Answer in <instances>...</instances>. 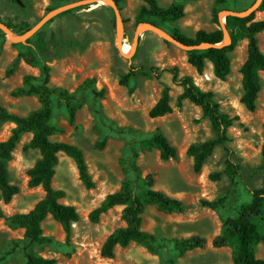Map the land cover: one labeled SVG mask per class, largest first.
<instances>
[{
    "label": "rangeland",
    "instance_id": "rangeland-1",
    "mask_svg": "<svg viewBox=\"0 0 264 264\" xmlns=\"http://www.w3.org/2000/svg\"><path fill=\"white\" fill-rule=\"evenodd\" d=\"M99 1L0 0L2 20L18 29L29 25L36 30L31 45L35 58L29 51L30 44L19 40L22 36L12 30L6 32L0 51V107L23 116L40 107L35 96L12 97L26 76L41 75V69L31 64L36 58L39 61L50 58L47 64L51 67L53 87L73 93L85 80L94 79L98 90L107 89L104 99H96L90 90L81 94L83 102L77 105L74 123L65 107L57 99L53 101L51 124L62 132L52 140L80 147L96 183L95 189H87L75 162L60 154L53 185L66 193L61 202L75 206L80 214L79 223L73 225L71 245L67 244L62 226L51 216L44 221L43 230L53 242L43 246L31 244L23 229L12 227L7 221L14 214L28 213L45 196L41 187L28 185L27 173L41 156L39 151L27 149L32 135L24 134L8 164L10 181L21 192L9 204L3 202L0 193V257L15 249L0 264H24L26 252L57 259L62 264H164L168 259L174 264H234L233 249L214 248L212 240L221 233L223 219L237 217L241 207L251 203L253 190L264 189V72L256 111L249 112L241 104L240 70L248 56V40L240 41L231 54V74L226 81H221L214 76L210 63L199 74L188 63L186 48L157 30L136 25L145 0H122L121 10L113 0L109 7ZM176 1L183 4L184 17L162 25L167 30L178 28L188 37H195L200 30L210 32L218 28L213 22L216 7L222 11V23L230 11L241 16L254 13L255 21L264 20V9L259 8L262 0H157L163 8H169ZM61 9L70 13L49 17ZM119 23L124 29L122 37L118 34ZM258 39L264 52V32ZM121 44L131 45L133 55H125ZM174 67L179 69L180 78L191 76L203 91L212 92L221 111L235 118L234 126L228 131L231 160L239 168L234 180L227 175L218 181L210 179L211 174L226 169L228 154L224 146L216 148L200 173L194 172L193 159L187 155L189 146L212 140L216 135L211 122L203 118L200 107L188 100H179L183 88L174 83L173 75L167 71ZM131 69L137 75L127 86H122L121 77ZM9 70H13L11 75L7 74ZM208 76L213 78L207 80ZM165 86L171 88L172 113L152 119L149 111L159 101ZM14 127L11 123L0 125V142L10 137ZM157 128L177 148L178 160L163 162L158 150H141L139 142L149 138ZM128 129L135 133L127 132ZM102 143L105 145L100 148ZM134 151L138 156L133 157ZM122 160L140 168L139 179L131 169L124 170ZM149 175L155 180L154 189L183 201L186 206L182 214L160 212L154 206L145 209L144 230L166 241L169 249L152 254L133 243L127 248L117 247L114 259L103 258L101 247L107 237L125 226L121 219L123 207L109 210L98 223L90 221V213L107 195L118 192L125 182L135 184L139 194L146 188L144 180ZM203 200H222V207L206 208L201 203ZM261 230L264 232V228ZM192 236L206 238V247L180 258L172 250L171 241ZM256 256L264 260L263 244L257 246Z\"/></svg>",
    "mask_w": 264,
    "mask_h": 264
},
{
    "label": "trees",
    "instance_id": "trees-1",
    "mask_svg": "<svg viewBox=\"0 0 264 264\" xmlns=\"http://www.w3.org/2000/svg\"><path fill=\"white\" fill-rule=\"evenodd\" d=\"M113 1L121 10L122 0ZM145 2L146 5L142 7L136 17V25L148 24L154 26L168 34L178 43L190 48L187 51L188 63L199 74H203L207 64L210 63L213 66L214 76L221 81H226L231 74V54L240 41L248 40V56L240 70L243 86L241 104L249 112L256 111L257 101L263 90L261 73L264 72V52L260 49L258 36L264 32V20L255 21L254 13L241 16L230 11L226 17L225 25H223L220 19L222 11L216 7L213 11V22L218 28L210 32L200 30L195 37H188L178 28L167 30L162 25L166 22L178 21L184 17L185 10L180 1L174 2L169 8L161 7L157 0H145ZM259 8L260 10L264 9V0L261 1ZM69 13L70 11H65L63 14ZM0 23L20 36H24L32 30L29 25L18 29L1 18ZM225 32L229 35L227 44H224ZM5 36V31L0 28V51ZM34 38L35 36H30L26 40L30 44L29 51L31 54L34 52L31 47L34 43ZM205 45H208V47L202 49ZM137 50L135 53H137ZM49 60L50 58H45L44 61H39L36 58L31 64L41 69V75L26 76L23 80V85L12 92V97L15 98L23 96L37 97L40 103L38 109L23 116L11 113L5 107H0V125L7 123L15 125L10 137L0 142V193L5 204L11 203L13 198L20 194V187L10 181L8 164L13 160L14 152L22 136L31 134L32 138L27 149L39 151L41 158L27 173L29 176L28 185L30 188L41 187L45 196L28 213L14 214L8 217L7 221L10 226L23 229L25 238L31 244L43 246L53 242L50 237L44 235L43 230L44 221L51 216L62 226L66 234L67 244L71 245L73 225L79 223L80 214L75 206L61 202L66 197V193L63 190L56 189L53 185L60 154H65L75 162L80 180L87 189H95L96 183L89 172L84 151L80 147L67 142L52 140L54 135L62 132L61 129L51 124L53 101L57 99L59 104L65 107L69 113L71 123H74L77 105H81L83 102L81 94L90 90L96 99H104L107 89L98 90L94 86V79L85 80L78 91L73 93L62 87H53L50 85L51 67L47 64ZM167 71L173 75L174 83L183 88L179 100H188L195 106L200 107L203 118L211 122L216 135L212 140L189 146L187 155L193 159L194 172L200 173L206 161L214 154L216 148L224 146L228 154L226 169L224 172L211 174L210 179L218 181L223 175H227L234 180L239 174V168L231 160L233 152L229 146L231 140L228 131L234 126L235 118L222 112L214 94L203 91L195 84L191 76L180 78L177 67ZM12 72L13 70H9L7 74L11 75ZM136 75L137 72L131 69L121 77L120 84L127 86ZM170 93L171 88L165 86L159 101L149 111L150 118L157 119L172 113ZM127 132L135 133L133 129H128ZM104 145L105 143H102L100 148H103ZM139 145L142 151L158 150L160 159L163 162L179 159L177 148L171 143L161 128H157L149 138L140 141ZM136 156L138 154L134 151L133 157ZM122 163L124 170L131 169L136 174L137 179H139L141 172L137 165L128 164V161L123 160ZM144 183L146 188L138 194L135 184L125 182L118 192L107 195L100 206L90 213V221L98 223L101 216L109 210L117 206L123 207L121 219L125 226L116 229L107 237L101 247V256L103 258L114 259L117 247L127 248L133 243L144 247L152 254H156L162 249H169V244L166 241L159 240L154 234L144 230L145 209L148 206H154L160 212L182 214L186 211V206L183 201L171 197L163 191L154 189L155 180L152 175H149L144 180ZM201 203L206 208L219 210L223 201L203 200ZM262 228H264V189H255L252 192L251 203L242 206L237 217L223 219L221 233L212 240V245L217 249L232 248L234 264H264V260L256 256L257 246L260 244L264 245ZM171 244L172 250L177 252L178 256L182 258L189 252L204 249L207 245V240L202 236H192L172 240ZM14 250L12 249L0 257V263L8 255L12 254ZM25 258L24 264H62L57 259L45 258L27 252L25 253ZM164 264H174V262L168 259Z\"/></svg>",
    "mask_w": 264,
    "mask_h": 264
},
{
    "label": "water",
    "instance_id": "water-1",
    "mask_svg": "<svg viewBox=\"0 0 264 264\" xmlns=\"http://www.w3.org/2000/svg\"><path fill=\"white\" fill-rule=\"evenodd\" d=\"M109 1H112V0H109ZM112 3V2H111ZM114 3V2H113ZM67 9V8H66ZM66 9H61V10H58V11H54V12H52L50 15H49V17H51V16H55V15H58L59 13H61V12H65V10ZM248 14V13H247ZM225 23H226V20H225ZM122 25V24H121ZM119 27H120V23L118 24V34H119ZM0 28L3 30V31H5V33L6 32H9L10 30H8L4 25H2L1 23H0ZM149 28H152V29H154L155 31L156 30H158V31H160V33H162V34H164V35H166L171 41H173L174 43H176V44H178V45H181V46H183L184 48H186V50L188 51L190 48H188V47H186V46H184V45H182V44H180V43H178L177 41H175L172 37H170L168 34H166L165 32H163L162 30H160V29H158V28H156V27H154V26H151V27H149ZM36 30H34V29H32L29 33H27L26 35H24V36H22V38L21 39H19V40H23V41H26L30 36H33L34 35V32H35ZM10 34V33H9ZM225 36H227L228 37V42H229V35H228V33L227 32H225ZM122 44L120 45V47H121V49H122ZM220 46H222V45H220ZM204 47V46H203ZM202 47V49H205V48H203ZM205 47L207 48L208 47V45H205Z\"/></svg>",
    "mask_w": 264,
    "mask_h": 264
},
{
    "label": "bare ground",
    "instance_id": "bare-ground-1",
    "mask_svg": "<svg viewBox=\"0 0 264 264\" xmlns=\"http://www.w3.org/2000/svg\"><path fill=\"white\" fill-rule=\"evenodd\" d=\"M99 4H101V5H104V6H110L112 3L109 1V0H100L99 1ZM225 22V18H223V23ZM142 27H144V28H149V27H151V25H148V24H143V25H141ZM158 31V30H157ZM123 32H124V29H123V27L122 26H120L119 27V36L120 37H122V35H123ZM160 32V31H159ZM158 32V33H159ZM228 38V37H227ZM228 43V41H225L224 42V44H227ZM122 48H123V53L125 54V55H127V56H131V55H133V53H134V48L131 46V45H128V44H124L123 46H122Z\"/></svg>",
    "mask_w": 264,
    "mask_h": 264
},
{
    "label": "built area",
    "instance_id": "built-area-1",
    "mask_svg": "<svg viewBox=\"0 0 264 264\" xmlns=\"http://www.w3.org/2000/svg\"><path fill=\"white\" fill-rule=\"evenodd\" d=\"M207 78H208L207 80H211L213 77L212 76H208Z\"/></svg>",
    "mask_w": 264,
    "mask_h": 264
}]
</instances>
